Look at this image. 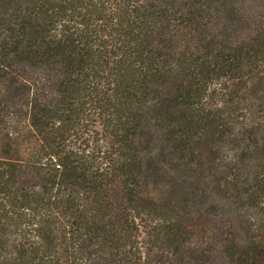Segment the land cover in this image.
<instances>
[{"label": "trees", "instance_id": "trees-1", "mask_svg": "<svg viewBox=\"0 0 264 264\" xmlns=\"http://www.w3.org/2000/svg\"><path fill=\"white\" fill-rule=\"evenodd\" d=\"M0 264H264V0H0Z\"/></svg>", "mask_w": 264, "mask_h": 264}]
</instances>
